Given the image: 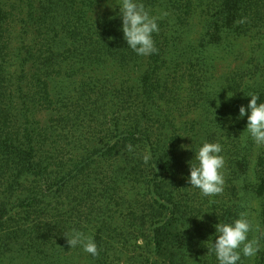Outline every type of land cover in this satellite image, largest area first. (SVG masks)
Instances as JSON below:
<instances>
[{
  "label": "trees",
  "instance_id": "trees-1",
  "mask_svg": "<svg viewBox=\"0 0 264 264\" xmlns=\"http://www.w3.org/2000/svg\"><path fill=\"white\" fill-rule=\"evenodd\" d=\"M144 2L161 16L147 57L111 0H0V264H216L214 225L241 214L261 247L243 264H264V147L238 118L264 102V0ZM202 141L223 145L214 197L187 182Z\"/></svg>",
  "mask_w": 264,
  "mask_h": 264
},
{
  "label": "clouds",
  "instance_id": "clouds-1",
  "mask_svg": "<svg viewBox=\"0 0 264 264\" xmlns=\"http://www.w3.org/2000/svg\"><path fill=\"white\" fill-rule=\"evenodd\" d=\"M109 7L113 11L118 9L113 18H119L121 21L120 31L127 48L141 57L158 53L154 34L160 31L158 22L161 16L153 15L144 0H111ZM163 15L166 16L167 13ZM248 97L251 99L246 106H240L238 118L247 117L246 135L258 148L264 147V102H259L260 97L256 94H250ZM127 147L129 151H133L132 145ZM193 152L195 155L189 162L190 175L187 177L190 188L198 189L203 197L221 194L225 186L223 145L219 142L202 141ZM152 159L151 152L143 155L145 164ZM214 227V238L208 240L206 246L207 255L214 256L216 264H243V258L254 259L260 252L259 240L255 237L249 238L256 226L247 215L241 214L239 218L230 221L220 220ZM65 237L70 249L79 247L93 257L99 255L94 236L73 229Z\"/></svg>",
  "mask_w": 264,
  "mask_h": 264
},
{
  "label": "rangeland",
  "instance_id": "rangeland-1",
  "mask_svg": "<svg viewBox=\"0 0 264 264\" xmlns=\"http://www.w3.org/2000/svg\"><path fill=\"white\" fill-rule=\"evenodd\" d=\"M240 50L241 51L244 50L245 52L247 50V44H243V46L240 47ZM239 53L240 52L238 51H234L232 52L233 57H231L226 52H224V54L221 56V59L217 62V70L215 75L221 76L224 73H227L230 70H232L235 66L239 65L240 64L239 60L234 61L235 56Z\"/></svg>",
  "mask_w": 264,
  "mask_h": 264
}]
</instances>
